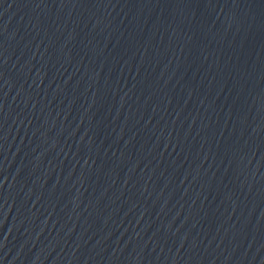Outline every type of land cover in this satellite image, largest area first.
<instances>
[{
	"label": "water",
	"instance_id": "obj_1",
	"mask_svg": "<svg viewBox=\"0 0 264 264\" xmlns=\"http://www.w3.org/2000/svg\"><path fill=\"white\" fill-rule=\"evenodd\" d=\"M0 264H264V0H0Z\"/></svg>",
	"mask_w": 264,
	"mask_h": 264
}]
</instances>
